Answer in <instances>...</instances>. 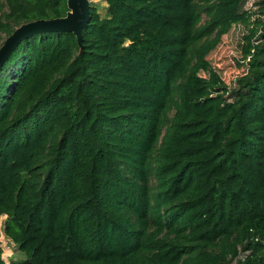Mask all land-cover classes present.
<instances>
[{
    "label": "trees",
    "instance_id": "obj_1",
    "mask_svg": "<svg viewBox=\"0 0 264 264\" xmlns=\"http://www.w3.org/2000/svg\"><path fill=\"white\" fill-rule=\"evenodd\" d=\"M89 3L0 67L8 264H264V0ZM66 0H0V46ZM244 25L229 71L208 55ZM0 264H5L1 258Z\"/></svg>",
    "mask_w": 264,
    "mask_h": 264
},
{
    "label": "water",
    "instance_id": "obj_2",
    "mask_svg": "<svg viewBox=\"0 0 264 264\" xmlns=\"http://www.w3.org/2000/svg\"><path fill=\"white\" fill-rule=\"evenodd\" d=\"M68 11L64 16L40 18L20 24L8 35L0 46V67L17 44L33 34L46 31H71L81 47L82 28L89 16L88 0H66Z\"/></svg>",
    "mask_w": 264,
    "mask_h": 264
},
{
    "label": "rangeland",
    "instance_id": "obj_3",
    "mask_svg": "<svg viewBox=\"0 0 264 264\" xmlns=\"http://www.w3.org/2000/svg\"><path fill=\"white\" fill-rule=\"evenodd\" d=\"M93 6L96 7L100 14H104L106 3L105 0H88ZM260 1V0H258ZM257 0H247L245 8L251 11H257L258 5ZM255 16L264 19V14L260 12L255 13ZM247 32V28L244 25H237L228 31L223 37L219 46L213 50L208 58L212 64H218L221 67H225L227 70L231 71L234 69L236 64V59L242 56V36ZM2 219L0 220V247H1V258L8 264L10 261L20 259L22 254L17 250L15 243L3 233L1 226Z\"/></svg>",
    "mask_w": 264,
    "mask_h": 264
}]
</instances>
